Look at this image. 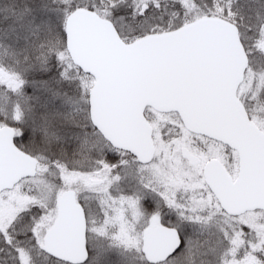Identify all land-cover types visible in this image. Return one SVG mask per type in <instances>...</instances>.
Here are the masks:
<instances>
[{
    "label": "snow or ice",
    "instance_id": "snow-or-ice-1",
    "mask_svg": "<svg viewBox=\"0 0 264 264\" xmlns=\"http://www.w3.org/2000/svg\"><path fill=\"white\" fill-rule=\"evenodd\" d=\"M0 264H264V0H0Z\"/></svg>",
    "mask_w": 264,
    "mask_h": 264
}]
</instances>
